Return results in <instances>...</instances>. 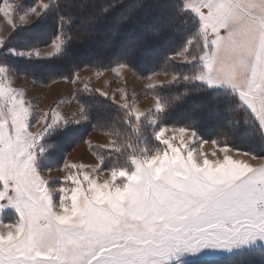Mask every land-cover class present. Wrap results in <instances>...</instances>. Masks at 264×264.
I'll list each match as a JSON object with an SVG mask.
<instances>
[{
    "label": "snow or ice",
    "instance_id": "obj_1",
    "mask_svg": "<svg viewBox=\"0 0 264 264\" xmlns=\"http://www.w3.org/2000/svg\"><path fill=\"white\" fill-rule=\"evenodd\" d=\"M49 4L35 2L17 18V3L3 0L0 13L14 29L31 23L33 15L40 17ZM185 7L199 17L203 47H198L197 55L186 45L170 59L199 60L203 68L191 79L230 86L264 132V0H185ZM122 22L117 20V27ZM117 37L112 30L103 39V50L110 49ZM70 39L61 28L48 43L52 51L31 48L18 54L58 57ZM117 67L128 68L122 62ZM5 71L0 67V73ZM169 75L166 82L149 76L150 90L178 79ZM0 84V108L8 105L6 113L0 112V201L7 200V204L0 202V209L11 206L19 216L15 226L3 225L8 231L0 233V264H165L180 251L264 242V164L252 167L225 155L215 162L205 157L201 165L193 159L197 149L185 142L184 135L189 133V141L201 146L207 141L186 127L173 129L179 136L166 139V129L160 127L154 138L165 147L151 155L142 149L143 156H131V170L110 168V179L100 183L96 179L104 171L100 157L94 174L84 171V164L65 160L69 174L58 189H50L47 179L33 167L29 151L39 135L27 130L30 108L17 99L16 90L3 81ZM153 99L155 111L149 109L147 114L155 123L153 114L162 112L165 105L156 95ZM121 106L137 121L145 116L133 104ZM86 118L81 109L79 119ZM61 120L69 121L53 112L48 126ZM132 127L135 130L136 124ZM113 150L119 151V145ZM241 155L264 159L248 152ZM64 182L73 186L66 187ZM57 192L58 203L53 198Z\"/></svg>",
    "mask_w": 264,
    "mask_h": 264
},
{
    "label": "trees",
    "instance_id": "obj_2",
    "mask_svg": "<svg viewBox=\"0 0 264 264\" xmlns=\"http://www.w3.org/2000/svg\"><path fill=\"white\" fill-rule=\"evenodd\" d=\"M2 2L0 0V4ZM35 2L17 1L15 15ZM117 20H123L118 27ZM61 28L73 39L68 41L60 56L34 60L12 54L11 50L25 51L50 43ZM198 28V18L185 8L184 0H54L33 23L12 29L0 46V65L35 81L72 79L86 64L104 69L118 62L142 75L167 70L178 74L176 81L152 89L165 105L157 114L155 124L140 121L135 130L132 125L136 123L124 108L94 89H78L77 100L87 120L82 124H61L49 130L41 138V151L36 155L37 168L46 170L60 166L67 151L81 142L88 131L99 128L105 118L113 121L110 128L119 151H98L103 169L112 165L128 167V158L140 152L141 144L147 149L161 146L152 132L166 123L191 126L202 138L229 139L231 145L245 147L254 154L262 153L264 136L259 124L233 90L209 88L191 79L198 69L195 60L175 62L170 59L191 39L190 52L196 43ZM112 30L118 32V37L110 49L103 50V39ZM88 53L95 59L85 60ZM34 65L43 70L31 72ZM185 76L189 79L185 80ZM183 264H264V249L250 248L215 258L188 259Z\"/></svg>",
    "mask_w": 264,
    "mask_h": 264
},
{
    "label": "rangeland",
    "instance_id": "obj_3",
    "mask_svg": "<svg viewBox=\"0 0 264 264\" xmlns=\"http://www.w3.org/2000/svg\"><path fill=\"white\" fill-rule=\"evenodd\" d=\"M17 1L19 0H9L10 3H17ZM45 1L47 2L49 1L50 4L54 2V0H42L43 3H46ZM36 2L38 4L41 2V0H36ZM184 6H185V0H184ZM187 9L192 11L198 18V21H199L198 34H199L200 32L199 17L192 9L190 8H187ZM27 10L17 14L16 17L18 18L21 14L25 13ZM0 15H1L0 16V41H3V39L11 32L13 28H12V25L8 23V21H5L2 18V13ZM30 19L33 20L31 22L33 23L37 18L33 15L30 17ZM29 24H22V25L27 26ZM1 44L2 42H0V46ZM190 46L191 44L187 43V47L189 49H190ZM198 47L200 48L203 47V40L199 37V35L197 36L196 43L190 50V53L198 55L199 54ZM35 48H39L41 53H47V52L52 51V49L48 46V44L38 46ZM11 52L12 54L19 55L18 53L20 52V50L19 51L11 50ZM19 56H22V55H19ZM173 56H175V54ZM23 57H26V56H23ZM27 58H30V57H27ZM30 59L40 60L42 58H30ZM87 59H95V57L93 56V54L88 53L87 56L85 57V60ZM174 61L182 62L180 59H175ZM195 61L198 64L197 65L198 69L195 71V74H196L198 71L202 70L203 66L199 60H195ZM38 66L39 65L32 66L31 72H34L37 69L43 70L41 67H38ZM126 66L128 68H118L117 65H114L108 68L99 69V68L91 66L90 64L88 65L86 64L85 66L79 68L74 73L72 79L56 78L50 82H41V81H35L34 79H32L30 76L26 74L22 75V74L10 71V69H8L7 67L0 65V67H4L6 69L5 72L0 73V81H3L6 87H10L16 90V92L19 93V95L17 96V99H22L23 101H25V107L30 108V115L28 116V120H27V130L29 133H32V134L39 133V135L36 137L35 143L33 144L32 148L29 149V151L33 155V161H32L33 167L36 169L38 175L47 179L48 181L47 186L50 189L52 188L58 189L59 186L61 185V182L64 181V177H66L69 174L68 170L64 168L65 160H67L68 163H75L77 165L84 164L87 166L85 167L84 171L88 172L89 174H94V171H93L94 166L100 162L98 151L100 152V150L102 151V150H107V149L110 150V149H113L115 146L113 132H112V129L110 128L113 121L110 118H105L104 121L101 122V124H99L100 126L99 128H95V129L88 131L84 139L81 142L77 143L76 145H74L72 148H70L67 151L60 166L56 168H52V169H46V170H40L37 168L36 155H37V152L41 151V147H40L41 138L49 130L61 124H68V123L82 124L87 120V118L83 120L79 119L80 110L81 109L83 110L84 115H85L84 113L85 111L81 103L77 100L78 89L80 91L94 89L99 94L100 92L107 93V96L105 95H102V96L107 97L109 100L116 103L121 108H123L121 105H123L125 102L133 104L137 108V110L145 112V116L142 117L139 121L136 120L135 115L131 116L134 119L136 125H138L140 121H142V123L155 124L151 122L147 114V111L149 109H151L152 111H155L153 96L156 95V93L152 92V90H150L149 88V85L153 82L149 81L148 77L153 76L154 81H165L166 82L170 79L169 74H175L177 75V77H178V74H176L173 71L167 70V71H162V72L151 73L149 75H142L139 72L135 71L132 67H129L128 65ZM114 68L116 69V71H113ZM44 75L45 74H43V78L45 77ZM196 81H200L204 83L209 88L225 87V86L209 85L207 82L202 81V80H196ZM164 84H167V83H164ZM2 88H3V84H0V91H2ZM233 92L239 99L238 94L234 90ZM2 103L3 102L0 101V104ZM7 107L8 105L5 103L3 107L0 108V112L6 113ZM125 110H126V113L128 114L127 109ZM53 112L58 113L62 118H67L69 121L63 122V120H61V121H58L52 127H49L48 125L52 123ZM157 114L158 113H154L151 119L156 121ZM42 117H44V119H42ZM253 118L255 119L254 116ZM75 120H79V122H75ZM160 127H165L166 131L164 134V138L166 139L174 135L179 136L178 132L173 131V129H177L179 127H186L195 132L194 128H192L191 126H185V125H181L177 123H169V124L166 123V124L158 126L152 132V136H154V132L158 130ZM262 134L264 136V132H262ZM197 137L200 140L207 141V143H204L202 146L197 143H192L191 141H189V133H185L184 140L186 143L189 144V146L197 149L196 151L193 152V159L195 162H198L201 165L205 157L209 161L215 162L217 160L222 161L225 155H228L233 160H242L245 163H248L252 167H256L261 164H264V159H254L253 156L251 155H241V152H248L251 154H254V153L247 151L245 147L238 146L237 144L231 145L229 143V139H218L217 137L202 138L199 135H197ZM212 141H216V143L214 144L212 143ZM176 143L178 145L179 140H177ZM159 147L163 148L165 146L161 144V146ZM225 147L228 148V151L226 152L221 151V149ZM142 149H146L149 155H151L152 152L155 150V149H147L143 144H141L140 152H137V154H134V155L143 156L144 153L142 152ZM234 149L240 150V152L234 151ZM201 153H203L204 156H201ZM254 156L264 157V151L259 154H254ZM129 158H128V161H129ZM114 167L115 168H125V167H119V166H113V165L110 168H114ZM126 168H128L129 170L132 169L130 161H129V166ZM103 170L104 171H102L98 176H96V179L100 183L110 179L109 172L107 171L108 169H103ZM64 186L72 187L73 185H71V182H64ZM0 191H3L2 182H0ZM9 194H11V182H9ZM58 195H59L58 192L53 193V198L57 199V203H58ZM0 202L7 204L6 199ZM18 219H19V216L15 208L11 206H7V207L0 209V233H6L8 231V229L3 227V225L15 226ZM250 248H263L264 249V242H261L259 241V239H257L255 241L238 244L231 248L203 247L196 251H180L170 256L169 259L165 261V264H183L188 259H196V258H215L218 256L229 255L239 250L250 249Z\"/></svg>",
    "mask_w": 264,
    "mask_h": 264
},
{
    "label": "crops",
    "instance_id": "obj_4",
    "mask_svg": "<svg viewBox=\"0 0 264 264\" xmlns=\"http://www.w3.org/2000/svg\"><path fill=\"white\" fill-rule=\"evenodd\" d=\"M46 3H50L49 1L47 2V1H45ZM1 14V13H0ZM1 16V15H0ZM2 18L5 20V21H7V19L3 16V14H2ZM2 39V38H1ZM212 85H214V86H225V87H228V88H231L230 86H228V85H225V84H212ZM232 89V88H231ZM233 90V89H232ZM246 106V105H245ZM247 107V106H246Z\"/></svg>",
    "mask_w": 264,
    "mask_h": 264
}]
</instances>
